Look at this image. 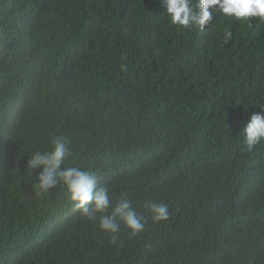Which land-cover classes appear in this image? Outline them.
Returning a JSON list of instances; mask_svg holds the SVG:
<instances>
[{
  "label": "trees",
  "instance_id": "obj_1",
  "mask_svg": "<svg viewBox=\"0 0 264 264\" xmlns=\"http://www.w3.org/2000/svg\"><path fill=\"white\" fill-rule=\"evenodd\" d=\"M261 111L260 18L201 30L161 0H0V264H264V141L243 142ZM57 136L62 168L126 195L143 232L100 229L62 182L38 192L27 162Z\"/></svg>",
  "mask_w": 264,
  "mask_h": 264
},
{
  "label": "clouds",
  "instance_id": "obj_2",
  "mask_svg": "<svg viewBox=\"0 0 264 264\" xmlns=\"http://www.w3.org/2000/svg\"><path fill=\"white\" fill-rule=\"evenodd\" d=\"M171 23L183 28L198 26L201 30L208 26L218 11L227 17L248 19L257 17L264 20V0H161ZM232 37L231 31L225 32V40ZM264 141V111L253 113L243 129V142L248 151H252ZM51 151H36L28 160L31 169H41L36 188L38 192H47L58 182L66 187L74 208L80 210L83 217L94 220L99 217V227L104 231L117 233L119 225L117 219L123 221L130 230L131 236L144 231L146 220L132 207L131 200L125 195L115 204L108 189L98 186V176L77 167L62 168L71 149L64 137H53ZM154 222L167 220L169 207L167 203L153 201L146 205ZM111 209V214H108ZM52 235L45 239L42 245L51 243ZM118 237L113 235L111 243L115 244Z\"/></svg>",
  "mask_w": 264,
  "mask_h": 264
}]
</instances>
